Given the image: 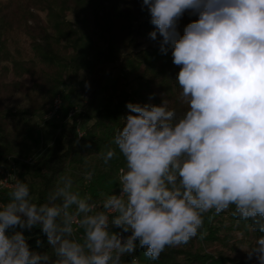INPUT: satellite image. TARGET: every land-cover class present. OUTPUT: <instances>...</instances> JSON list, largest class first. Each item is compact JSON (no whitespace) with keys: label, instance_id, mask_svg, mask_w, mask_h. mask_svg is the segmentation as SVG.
<instances>
[{"label":"clouds","instance_id":"9594fccd","mask_svg":"<svg viewBox=\"0 0 264 264\" xmlns=\"http://www.w3.org/2000/svg\"><path fill=\"white\" fill-rule=\"evenodd\" d=\"M161 52L172 46L187 109L127 103L105 166L119 157V192L91 195L59 178L44 202L15 179L0 202V264H140L203 235L204 217L230 212L258 233L246 251L264 264V0H142ZM198 14L183 35L177 23ZM95 170L84 173L90 180ZM39 228L49 249L30 247ZM118 229V231L116 230ZM37 246L43 247L40 240ZM245 250V249H243Z\"/></svg>","mask_w":264,"mask_h":264},{"label":"trees","instance_id":"16d2710c","mask_svg":"<svg viewBox=\"0 0 264 264\" xmlns=\"http://www.w3.org/2000/svg\"><path fill=\"white\" fill-rule=\"evenodd\" d=\"M198 18L185 12L177 31L183 35ZM154 30L142 0H0V166H14L15 179L29 184L35 202H44L70 168L115 147L111 141L128 115L127 103L160 105L165 99L169 108L186 110L172 46L161 52L162 37L149 35ZM77 94L79 108L73 106ZM57 95V118L35 121ZM46 129L56 134L36 163H25L23 156L39 147L38 132ZM7 199L0 192V202ZM25 235L32 249H49L39 228ZM257 235L230 212L212 214L203 235L187 245L167 248L157 261L139 248L135 256L140 264H253L257 259H248L246 249Z\"/></svg>","mask_w":264,"mask_h":264},{"label":"rangeland","instance_id":"374dc122","mask_svg":"<svg viewBox=\"0 0 264 264\" xmlns=\"http://www.w3.org/2000/svg\"><path fill=\"white\" fill-rule=\"evenodd\" d=\"M80 84L83 85V79H80ZM81 97L79 94L73 96V106L76 108H79L81 105ZM100 104V102H99ZM181 107L187 109V105L182 103ZM48 110H46L43 114H41L39 117L35 118V121L40 122V120L44 119V115L46 114ZM56 134L55 131L46 129L43 132H38V137L40 140V145L37 149L28 151L23 157L24 162L28 164H34L36 163L40 157L44 153L45 146L49 142L50 138ZM107 151V149H104L102 152ZM101 152V153H102ZM101 153L96 157L88 158L81 162L80 166L72 167L64 175H70L73 177L75 183H74V190H77L81 193V195L91 193L100 194L101 192H111L116 190H119L118 186L115 184V177L118 172V169L123 166V158L119 157L117 159H114L110 162L111 166H105L103 164ZM30 159V160H29ZM30 161V162H29ZM95 170V174L90 180H86L84 177V173L88 170ZM63 175V176H64ZM8 188V187H7ZM10 189H2L0 192H5L9 194ZM32 198L34 196L32 195ZM213 213L209 212L205 215L204 219V226L202 228V233L204 232L207 223L211 219V215ZM118 231V229H116ZM251 262L253 264H257V261L254 259H251Z\"/></svg>","mask_w":264,"mask_h":264},{"label":"built area","instance_id":"2783aa9c","mask_svg":"<svg viewBox=\"0 0 264 264\" xmlns=\"http://www.w3.org/2000/svg\"><path fill=\"white\" fill-rule=\"evenodd\" d=\"M60 105H61V99L60 96L57 95L56 98L54 99L51 109L44 115V119L45 120L56 119L58 116V112L60 110ZM72 114L73 111L70 112V115ZM78 136L79 137L81 136L80 132H78ZM14 182H15L14 166L13 165H9L7 167L0 166V190L10 189Z\"/></svg>","mask_w":264,"mask_h":264}]
</instances>
